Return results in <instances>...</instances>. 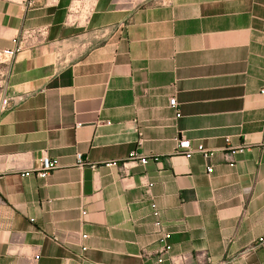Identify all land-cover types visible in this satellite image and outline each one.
<instances>
[{
	"label": "crops",
	"instance_id": "0c3cea01",
	"mask_svg": "<svg viewBox=\"0 0 264 264\" xmlns=\"http://www.w3.org/2000/svg\"><path fill=\"white\" fill-rule=\"evenodd\" d=\"M24 29L0 264H264V0H0V50Z\"/></svg>",
	"mask_w": 264,
	"mask_h": 264
},
{
	"label": "built area",
	"instance_id": "2783aa9c",
	"mask_svg": "<svg viewBox=\"0 0 264 264\" xmlns=\"http://www.w3.org/2000/svg\"><path fill=\"white\" fill-rule=\"evenodd\" d=\"M36 1V0H34ZM39 29H24L22 30L17 37L13 40L14 44L10 48H5L3 50H0V59L5 61H11L14 56L20 52L24 46L26 39L38 32ZM11 70L8 68L4 69L2 72V82H1V89H0V117L3 112H5L7 109L12 107L13 105L23 101L24 95L18 94V95H12L9 92V82H10V74ZM261 93L264 94V87L261 89ZM170 105L172 107L177 106V99L176 97L170 98ZM227 142H229V139L227 138ZM177 147L180 153L185 154L187 156H190L194 152V148L191 144V141L187 138L178 137L177 138ZM257 147L264 151V138L261 140ZM198 150L203 152L205 156L211 155L213 152L205 150L203 146H199ZM136 156V154H134ZM78 162L79 164H83V156L81 153L77 154ZM141 162L146 163L147 158L141 157ZM57 167V162L55 160H52L51 158L45 156L42 158V167L39 171L40 176H46L50 172H52ZM212 167L208 168V171H211ZM153 185L152 182L148 183V186L151 187ZM159 212L154 206V215L158 216ZM155 224L158 228L161 227V222L157 219ZM81 237L83 239L87 238V234H82ZM170 238H171V232L161 230L159 232V242H160V248L158 250V262H163L166 256L170 252L171 244H170ZM87 246L83 245L82 250H86ZM172 261H175V259H181L184 260L186 256L184 254L180 256H170Z\"/></svg>",
	"mask_w": 264,
	"mask_h": 264
},
{
	"label": "rangeland",
	"instance_id": "374dc122",
	"mask_svg": "<svg viewBox=\"0 0 264 264\" xmlns=\"http://www.w3.org/2000/svg\"><path fill=\"white\" fill-rule=\"evenodd\" d=\"M3 71H4V65L3 63L0 62V87H1V82H2V72Z\"/></svg>",
	"mask_w": 264,
	"mask_h": 264
}]
</instances>
